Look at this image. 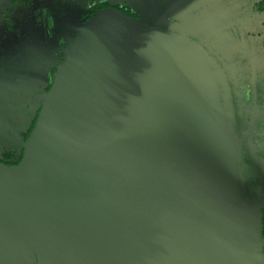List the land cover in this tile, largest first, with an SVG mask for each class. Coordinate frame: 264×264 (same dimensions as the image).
Wrapping results in <instances>:
<instances>
[{
  "label": "water",
  "instance_id": "obj_1",
  "mask_svg": "<svg viewBox=\"0 0 264 264\" xmlns=\"http://www.w3.org/2000/svg\"><path fill=\"white\" fill-rule=\"evenodd\" d=\"M199 53L237 137L228 75L202 46L116 7L85 25L42 96L21 161L0 162V257L264 264L262 200L235 189Z\"/></svg>",
  "mask_w": 264,
  "mask_h": 264
},
{
  "label": "rangeland",
  "instance_id": "obj_2",
  "mask_svg": "<svg viewBox=\"0 0 264 264\" xmlns=\"http://www.w3.org/2000/svg\"><path fill=\"white\" fill-rule=\"evenodd\" d=\"M104 1L131 9L153 27L191 38L221 64L231 88L235 132L244 150L246 187L263 200L264 10L257 6L260 0H0V52L6 63L0 86L23 93L14 102L0 105V129L23 130L35 119L34 94L53 82L61 54L86 25L90 5ZM223 134L228 145L229 137L224 130ZM3 149L0 145V153ZM233 168L241 178L240 166ZM15 257L7 254L1 262L13 264Z\"/></svg>",
  "mask_w": 264,
  "mask_h": 264
},
{
  "label": "flooded vegetation",
  "instance_id": "obj_3",
  "mask_svg": "<svg viewBox=\"0 0 264 264\" xmlns=\"http://www.w3.org/2000/svg\"><path fill=\"white\" fill-rule=\"evenodd\" d=\"M138 19H139V17H138ZM85 21H86V19L84 20L83 25H85ZM140 21L151 26V24L148 23L147 21H145L143 18H141ZM80 29L78 30V32L75 33V36L73 37L72 41L69 42L68 46H66L67 47L66 51L68 49H70L72 44L78 38V36L80 34L79 33ZM65 57H66V52L64 51L60 56L59 63L56 65L55 73H56L57 69L65 62ZM5 77H6V63H5V59H4L2 52H0V84L4 80ZM52 83L50 85H48L47 87H43L42 89H39L33 96V100L31 101V105H32L31 110H34V113H36V116H35L36 121H37V118L39 115V111L42 107V102H43L42 96L46 92H48V90L50 89L49 87H51ZM22 95H23V93L17 92L14 89H8V88H4V87L0 86V105H2L4 103L14 102V100L21 98ZM35 119L29 125H27L23 130H18L17 128H14V129L13 128H7L5 126L0 129V145H2L4 147V149L0 153V162L5 163L6 165H9V166L18 164V163L13 164V162H16L21 156H23L22 144L30 136V134L32 132V131H30V129H31L32 125L34 124ZM35 124H36V122H35ZM236 140H237L236 142L238 144V147L240 149V156H239L240 164H239V166H240V170H241V180L243 183L242 188H241L240 193H239V196H244L245 192H246V186H249V184L247 182L246 174H245V162L243 161L244 150L242 148L240 135L237 136ZM248 191L252 195H256L254 192H252V190H250L249 187H248ZM262 205H263V207L261 210H262V217H263L264 198L262 200ZM245 240L246 241H253V237L252 236H246ZM260 253H262L264 255V240H263V247L260 250ZM22 258H24L25 260H23L21 262V264H30V261L32 259L31 257L26 258L22 254H19V255H16L13 264H19V260ZM2 259H3V257H0V264H6L5 260H4V262H1ZM32 264H35V262L32 261Z\"/></svg>",
  "mask_w": 264,
  "mask_h": 264
},
{
  "label": "trees",
  "instance_id": "obj_4",
  "mask_svg": "<svg viewBox=\"0 0 264 264\" xmlns=\"http://www.w3.org/2000/svg\"><path fill=\"white\" fill-rule=\"evenodd\" d=\"M17 1V0H12ZM90 11L86 14V21L85 24H88V22L98 13H100L103 9H108L109 7H116L118 9H120L123 14H126L128 16L134 17L136 19H138V14L136 12H133L131 9L126 8L124 6H121L119 4L116 5H112L109 2H101V3H96V4H91L90 5ZM257 6L259 8V10H264V0H260L257 3ZM202 54V53H200ZM203 56V66L205 68V74L208 77V79L210 80V85H211V91L215 97V105H216V111H217V115L218 118L220 120V124H221V128L222 130L225 131V134L229 137H227L228 141H229V148L231 151V158L233 160V166H238L239 165V161L237 160V156H240V149L236 143V141L233 140L234 135L232 133V131L230 130L228 121H227V109L224 106V92H223V88L222 85L219 83L218 78L216 76L215 70L213 69V67L211 66V64L209 63V61L206 59L205 55L202 54ZM67 58V55L65 57V60ZM205 58V59H204ZM210 77V78H209ZM50 88V87H49ZM48 88V89H49ZM35 122L36 119L34 121V124L32 125L30 131H32L33 127L35 126ZM22 159V156L16 161L13 162V164L19 163ZM235 177H239V174ZM235 189L238 193H240V190L242 188V180L239 177V179L235 178ZM261 236H262V240H264V211H263V217H262V231H261ZM31 261L30 264H32V261L35 262L34 258L31 256Z\"/></svg>",
  "mask_w": 264,
  "mask_h": 264
}]
</instances>
